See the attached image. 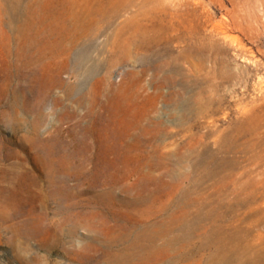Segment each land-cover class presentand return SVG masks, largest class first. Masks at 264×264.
<instances>
[{"label":"rangeland","instance_id":"rangeland-1","mask_svg":"<svg viewBox=\"0 0 264 264\" xmlns=\"http://www.w3.org/2000/svg\"><path fill=\"white\" fill-rule=\"evenodd\" d=\"M181 1L172 51L212 43L141 76L154 55L109 66L113 27L29 43L38 3L0 0V264H264V0Z\"/></svg>","mask_w":264,"mask_h":264},{"label":"bare ground","instance_id":"bare-ground-1","mask_svg":"<svg viewBox=\"0 0 264 264\" xmlns=\"http://www.w3.org/2000/svg\"><path fill=\"white\" fill-rule=\"evenodd\" d=\"M103 1L107 2L104 4ZM35 2L38 3L40 8L34 11V16L29 14L27 19H22L20 22L21 33L24 34L23 38L28 40L29 43H37L42 39V31H45L46 37H51L52 33L58 30V40L56 41L55 39L49 41V43H58V45L66 46L65 50L70 51L76 43H83L85 39L92 42L93 38L102 29L113 27L105 35L104 41L111 48V54L108 59L109 66L119 60L133 59V61H138L139 56L143 54L154 55L153 63H147L145 59H142V64L137 71L141 76L148 71L152 64H154L153 67L156 70H160L161 67L165 68V66H168V62L174 59L179 62H185L191 57L190 53L192 51L197 52L200 48H205V46L212 43L210 36L203 35L197 41L187 42L188 52H173L171 49L173 42L184 41L189 36L183 31L176 33L177 30L170 22L172 13H166L161 0H96L95 4L98 5L96 8L86 11L84 14L73 15L70 19V15H66L63 18L64 22L63 20L58 22L53 13L45 10L43 6L46 0H35ZM194 4L197 5L199 2L195 1ZM237 4V1L231 0V8L227 12H234ZM131 6L133 9L130 12H126ZM124 13L127 14L125 15ZM57 15L62 18L61 14ZM252 15L255 17L254 20L258 21V17L254 14ZM120 16H123V18L118 20V24L115 25L114 22ZM230 20L233 23L237 22V20L233 21L231 17ZM164 21L168 25H165ZM13 22V19H9L8 24L10 25ZM33 25L34 30H29ZM44 26L47 29L43 28ZM25 32L34 34H26ZM158 45L163 47L162 49L165 53L164 55L162 54L163 56L155 53ZM83 56L86 57V55ZM91 68L89 67L86 70H91ZM203 79L207 81L210 79L209 70H206Z\"/></svg>","mask_w":264,"mask_h":264}]
</instances>
